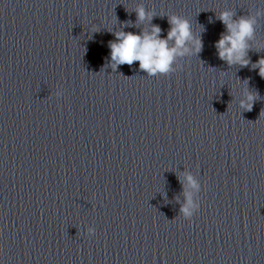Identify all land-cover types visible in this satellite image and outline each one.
<instances>
[{"label":"clouds","instance_id":"9594fccd","mask_svg":"<svg viewBox=\"0 0 264 264\" xmlns=\"http://www.w3.org/2000/svg\"><path fill=\"white\" fill-rule=\"evenodd\" d=\"M135 12L139 21L145 19L151 21L154 15L146 11L143 6H138ZM234 15L235 13L231 11L220 13L218 18L225 26V32L221 34L215 47L219 58L229 66L239 64L241 67H246L251 63L248 57L251 46L248 42L254 35L256 19L251 16H241L234 20ZM168 23L170 28L165 38L161 37L162 30L158 25H152L150 31L141 30L139 33L114 32L115 39L109 43L113 69L119 65L131 66L138 62L139 69L149 76L167 75L174 71L173 65L177 58L190 54V49L186 46L189 42L194 46L192 51L198 55L203 48V42L193 37L190 21L178 15H170ZM169 41H173L172 46H169ZM253 68H257L259 75L264 78V56L253 64ZM257 97L258 93H247L246 100L240 102V107L244 111H251ZM183 177L187 183L184 192L185 203L181 207V212L186 219L190 220L194 212L199 210V205L193 202L192 194L187 191V188L198 189L199 184L187 172L183 174ZM95 232V228H89L87 234L91 237L95 235Z\"/></svg>","mask_w":264,"mask_h":264}]
</instances>
